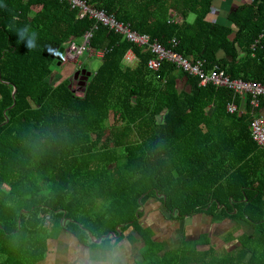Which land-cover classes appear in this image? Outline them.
<instances>
[{"label": "trees", "instance_id": "trees-1", "mask_svg": "<svg viewBox=\"0 0 264 264\" xmlns=\"http://www.w3.org/2000/svg\"><path fill=\"white\" fill-rule=\"evenodd\" d=\"M85 1L167 48L174 40L205 71L264 83V0L238 2L221 21L217 0ZM94 25L64 1L0 0V264H42L62 230L111 250L121 237L103 236L120 225L143 240L136 264H264V149L251 137L264 98L230 114L228 103L242 105L232 89L167 61L150 70L149 50L99 23L89 41L104 52L97 70L60 62ZM129 49L136 60L124 63ZM61 66L64 79L52 81ZM150 198L173 220L202 214L257 233L236 236L233 225L222 246L201 233L163 254L139 222Z\"/></svg>", "mask_w": 264, "mask_h": 264}, {"label": "crops", "instance_id": "crops-1", "mask_svg": "<svg viewBox=\"0 0 264 264\" xmlns=\"http://www.w3.org/2000/svg\"><path fill=\"white\" fill-rule=\"evenodd\" d=\"M234 1L217 0L212 8L213 14L217 17L219 15L225 17L226 6L229 3L232 5ZM211 111L208 110L209 113ZM238 114L240 113L238 112ZM259 147L264 149V146ZM140 209L142 212L139 220L140 226L151 229L153 240L163 246V254L178 249L185 240L197 239L201 233H207L211 241L214 238L223 243L221 234L223 236L227 234L233 225H240V228L234 233L236 236L243 232H256L250 224L243 221L226 220L217 224L212 222L211 217L202 214L186 217L182 220L170 219L159 198L148 199ZM122 226H117L116 231L111 232L115 235L113 238L118 240L121 237L111 250L91 247L80 242L71 232L62 230L54 238L47 239V251L42 264H136L139 261L140 248L144 245L143 240L131 226L121 232ZM93 239L94 241L88 235L87 243H96L95 240L98 238L93 237ZM230 243H234V241H229L227 244ZM134 249L137 254L133 252Z\"/></svg>", "mask_w": 264, "mask_h": 264}, {"label": "built area", "instance_id": "built-area-1", "mask_svg": "<svg viewBox=\"0 0 264 264\" xmlns=\"http://www.w3.org/2000/svg\"><path fill=\"white\" fill-rule=\"evenodd\" d=\"M67 2L71 8H75L78 12V18H88L95 22L92 30L86 32L80 42L70 41L62 48L60 62L63 63H80L78 59L87 54L88 57H95L102 59L104 52L96 51L90 47L89 41L92 36V31L97 28V24H101L108 30L121 35L127 42L139 48L149 50L153 55L147 67L150 70L156 71L160 64L164 61L175 64L182 70L191 74L198 75L200 78V85L212 84L217 87H225L232 89L238 94L243 103L237 108L234 104L228 103L226 110L232 114L235 112L241 113L243 111L244 103L248 99L250 105L253 107L260 106L261 98H264V83L253 81H242L240 79L232 80L224 72L212 69L205 71L203 68V61L191 62L188 58L173 50L176 42L172 40V48H167L156 40H151L147 34H140L131 29L128 24L118 21L113 15H108L102 9H96L87 5L85 0H59ZM136 60V55L132 50H128L124 57V63H133ZM250 97V98H249ZM252 140L259 146H264V111L257 116L251 126Z\"/></svg>", "mask_w": 264, "mask_h": 264}, {"label": "rangeland", "instance_id": "rangeland-1", "mask_svg": "<svg viewBox=\"0 0 264 264\" xmlns=\"http://www.w3.org/2000/svg\"><path fill=\"white\" fill-rule=\"evenodd\" d=\"M241 1H244V0H235L234 2H232V5L229 3L227 6H226V9H225V12L227 13V12H229L230 10H232L234 7H235V5H236V3H238V2H241ZM224 12V13H225ZM224 16H225V14H224ZM219 17V20L221 21V20H224L225 19V17H222L221 15H219L218 16ZM193 19H194V16L193 15H189V17H188V21H193ZM216 20V19H215ZM78 61L80 62V63H83L85 66H86V68L88 69V72H90V73H94L96 70H97V68L99 67V65H100V63H101V60L100 59H98V58H95V57H88L87 56V54H83L79 59H78ZM63 63V62H62ZM68 65H70V64H63V66H68ZM63 66H61V67H55V69H54V71H56V74H57V76H55V77H53V79H52V81H57V80H62V79H64L63 78V75H62V77H61V72H62V67ZM71 68V69H70ZM78 68V67H77ZM77 68H76V70H77ZM68 70H71L69 73H68V76H71L70 74H73L72 73V71H74L75 69H74V67H68ZM67 70V71H68ZM71 86H72V88H74V89H76L77 90V94H81L80 93V90L78 89V87H79V85H78V82H76L75 80H72V83H71ZM108 124H109V122H108ZM223 238V237H222ZM212 241H215L214 243L216 244V245H218V247L219 246H222V244H221V242L219 241V240H215L214 238L212 239ZM231 245H232V247H231ZM233 245H235V242L234 243H230V244H227V248H233ZM133 252H135L136 254H137V252H136V250L134 249L133 250Z\"/></svg>", "mask_w": 264, "mask_h": 264}, {"label": "water", "instance_id": "water-1", "mask_svg": "<svg viewBox=\"0 0 264 264\" xmlns=\"http://www.w3.org/2000/svg\"><path fill=\"white\" fill-rule=\"evenodd\" d=\"M61 52H62V48L59 50V53H60V54H61ZM81 72H82V74H85L84 71H81ZM78 76H79V73H78V72L75 73V75H74V79H77ZM86 76H89V73H87ZM83 90H84V89H83ZM140 210H141V209H139L138 212H139ZM138 212H136V216H137ZM116 229H117V228H116ZM88 235H89L90 239H91L92 241H94V239H93L92 235L90 234V232H88ZM109 236L114 237L115 235H114V233H107V234L104 235L103 237H104V238H108ZM101 239H102V238H98L97 240H95V242H96V243H99V242L101 241Z\"/></svg>", "mask_w": 264, "mask_h": 264}, {"label": "clouds", "instance_id": "clouds-1", "mask_svg": "<svg viewBox=\"0 0 264 264\" xmlns=\"http://www.w3.org/2000/svg\"><path fill=\"white\" fill-rule=\"evenodd\" d=\"M29 47H31V45H29Z\"/></svg>", "mask_w": 264, "mask_h": 264}, {"label": "bare ground", "instance_id": "bare-ground-1", "mask_svg": "<svg viewBox=\"0 0 264 264\" xmlns=\"http://www.w3.org/2000/svg\"><path fill=\"white\" fill-rule=\"evenodd\" d=\"M257 145V144H256Z\"/></svg>", "mask_w": 264, "mask_h": 264}]
</instances>
